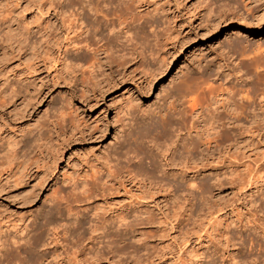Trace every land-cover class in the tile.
Segmentation results:
<instances>
[{
	"label": "rangeland",
	"instance_id": "obj_1",
	"mask_svg": "<svg viewBox=\"0 0 264 264\" xmlns=\"http://www.w3.org/2000/svg\"><path fill=\"white\" fill-rule=\"evenodd\" d=\"M41 2L0 0V59L7 51L6 46H15L14 41L7 40L8 32L15 34L22 31L26 23L35 17L34 8ZM22 9L24 12L21 15ZM135 13L136 47L124 50L121 65L112 70L106 69L110 66L106 63L104 68L109 73L105 83L108 85L103 87L110 90L102 100L97 87L82 91L74 86L79 79L92 84L93 80L87 75L69 69L67 73L53 76L42 72L36 75L38 78L31 77L24 83L32 84L33 92L39 85L49 89L45 99L26 115L18 113L19 110L16 111L18 116L15 110L11 111L12 114H7L8 110L2 112L13 129L26 127V124L28 127L35 121L48 125L57 120L63 125H59V136L53 135L56 141L52 139L40 159H47L43 163H49L50 155L57 148L61 153L42 188L34 185L36 180L33 176L29 179L22 176L17 185L0 191V215H7L16 223H8V228H3V238L15 236L24 241L33 234L34 227L43 225L45 230L41 235L47 239L46 231L50 225L69 223L70 230L59 246L52 243H45L44 247L36 246L39 251L31 256L34 264H45L56 252L63 256V251L74 259L75 264H264V98H260L261 94L264 95V0H143ZM41 35L33 30L27 42L32 45L41 42ZM30 53L27 50L28 58ZM13 59L16 70L27 63L23 56ZM147 82H150L149 88ZM226 96L228 102L234 104L235 112H228L222 107H218L216 112L213 108L223 102L216 104L213 101ZM62 98H66L68 103L63 107V121L56 111ZM191 100L205 114H216L223 118L220 121L227 119L230 125L226 128L220 126L222 135L215 137L212 144L201 145L203 156L194 157V162H185L181 157L185 153L177 148L172 155V164L169 168L167 166L168 172L175 175L155 172L151 177L148 174L150 180L146 179L141 187L123 181L121 175L141 155L138 154L141 148L149 149L156 154V161L162 163V155L168 152L163 147L169 136L173 139L178 133L183 138L192 132V128H188L189 123L194 121L195 124L196 119L188 108ZM74 108L77 109L75 113L72 112ZM74 121L93 130L105 124L106 133L92 141H69L66 147L61 148L58 144L63 137V140L70 138L72 131L69 129ZM79 123L74 126L77 132L79 130L78 136L83 128ZM193 135L194 132L191 133ZM136 152L138 156L134 158ZM177 152H181V156ZM108 162L115 165L118 171L111 173L109 190L104 194L75 203L70 198V184H63L59 193L62 214L56 213L54 204L46 202L44 195L54 194L63 178L80 172L85 176L88 174L86 178L89 179L94 170L106 166ZM182 174L186 181L180 179ZM175 180L182 183L179 184L181 191L175 186L172 188L171 183ZM191 180L195 183L192 184ZM249 180L253 182L249 183ZM156 181L163 183L164 188L158 187ZM21 188H31L36 194L31 203L21 200L22 196L17 194ZM15 192L17 195L13 194ZM148 193H153L152 199L147 197ZM137 196L147 197L140 200L138 206L151 214L149 221L141 224L138 240H132L130 235L121 239L120 235L111 233L104 238L106 245L100 248L97 259L89 258L90 246L95 241H90L93 233L84 231L83 236H75L78 229L72 224L74 218L66 217L63 207L69 206L71 211L81 215L88 211L86 204L93 207L102 201L98 211L110 219L119 212L128 213ZM88 216L83 215L84 226L90 219ZM55 217L58 219L55 220ZM23 223L27 225L23 232L25 235L17 232L18 226ZM243 236L250 240V247L246 244L239 248L238 238ZM228 238H231L229 242ZM121 240L131 243V246L118 251L120 255L112 247V241L119 243ZM230 253H233V259ZM14 254L16 259L12 258L13 263L23 264L18 261L23 260L24 254ZM55 259L58 264H66L62 257ZM2 262L7 263L5 260Z\"/></svg>",
	"mask_w": 264,
	"mask_h": 264
},
{
	"label": "bare ground",
	"instance_id": "obj_2",
	"mask_svg": "<svg viewBox=\"0 0 264 264\" xmlns=\"http://www.w3.org/2000/svg\"><path fill=\"white\" fill-rule=\"evenodd\" d=\"M142 2L143 0H42L40 5L38 4L34 8L36 13L35 17L29 23H26V26H24L22 31L15 34L8 32L6 38L7 40L14 41L15 46H4L5 50L7 49V51L0 59V191L4 189L6 191V188L17 185V181L22 176H25L27 179L33 176L37 183L35 181H33L32 183L34 184L35 182L34 185H38L39 189L42 188L45 180L48 179V176L50 175L49 173H52L55 169L56 161L61 158V153L57 148L58 151L57 149L56 151L54 150V154L49 153L51 154L49 163H43V160L47 159L42 158L43 160H40L41 157H43L42 155L45 153V151H47L48 144L50 145L53 139V135L55 134V136H59V130H57V128L63 127V125L61 126L57 123V120H52L48 125L42 121H35L36 123L34 122V124L32 125L30 124L31 126L29 125L27 127L26 124V127L13 129L14 127L12 126L11 128V125L8 122V117L6 115L4 117L2 113L4 110H8L7 114L13 110H15V113L19 110L18 113L23 112L26 115L30 113V111L36 104H40L41 101H43L46 95L49 93V89L43 88L42 85L36 87V91L33 92L34 86L32 87V84H30L29 82L24 83V81H26V79L28 80L31 77L38 78V76L36 75L41 74L42 72H49L53 76L54 74L58 75V73H67L66 71H68L69 69L71 72H78L80 73V75H87L90 80H93L91 84L89 82H85L84 80L80 81L79 79V82L74 84L75 87H80L82 91H87L90 87L93 86L97 87V90L99 91V99L102 100L103 95L107 92V90H110L109 88L103 87L104 84H107L105 83L106 79L108 78H106V76L107 73H109L106 72V69L112 70V68L121 65L124 55L123 51L127 49L133 50L136 47L137 36L136 33H134V29L136 28L135 9ZM23 12L24 10L22 9L21 15L23 14ZM21 17L22 16H20V18ZM28 24H31V26L28 27ZM33 30H35V33H42L41 37L43 38V41L35 42L34 45L27 42L29 34ZM27 50L31 51L29 58L27 57ZM21 56L25 58L27 63H25L23 66L18 67L16 70L13 67L16 63L15 61H13V58L19 59L21 58ZM8 63L9 67L7 66ZM106 63H108L110 66L105 69L104 67ZM113 82L111 83V85L113 84ZM147 86V88L150 87V82L147 84ZM216 97H218V95ZM260 98H264V95L261 94ZM228 100L229 99L227 96L222 100H220L219 98H215L213 103L219 104L220 101L223 103L213 109L217 112L218 107H222V109L224 108L226 109V111L234 113L236 108L234 107V104L231 101L228 102ZM65 104H68L67 99L62 98L59 101L58 108L56 107V111L59 112L62 121L64 120L63 107H65ZM188 105L189 111H191L192 115L194 114L193 116L196 119L195 124L194 121H191L189 123L190 126L188 128L191 127L192 132L188 131L189 133L186 135L187 137L184 136L185 138L179 136L178 133L175 134V138L173 139L170 138L171 136H169L168 142H166L165 146L163 147L164 151L168 152L162 155V163H158L159 161H156L157 159L154 158L156 154H153V152H151L149 149L141 148L140 151L139 149H137V152L139 151L138 154L141 155L136 158L138 156L136 152V154L133 156L134 158H136V161H134L133 163L131 162V167L129 168L130 165H128L125 174L121 175L123 181L132 183L133 185H140L141 187L144 184V181L146 179L148 180L150 176L152 177L155 172H160L162 175H175V173H169L168 168L170 167L169 165L172 164V155L174 154V151H177V148H180V151L182 149L181 152L185 153L183 155L181 152H179L180 156L182 154L181 157L185 162H188L189 160L194 162V157L203 156L201 145L207 146L212 144L215 137L222 135L223 130L219 129L220 126L226 128V126L230 125V122H228L227 119L226 121H220L223 120V118L220 116H215L216 114L214 115L213 113L209 112V114L206 113V115L205 112L198 109L199 107H197V104L194 100H191ZM19 106L21 108H18ZM76 111V108L72 110V112L74 113ZM15 115H17V113ZM16 118L17 117H15V120ZM74 122L73 124L75 125L72 124L69 129L72 131H70V138L63 140V137L61 142L58 144L61 145V148L66 147L69 144V141L73 142L79 139L81 141H92L98 139L99 137H102L106 133L105 124H102L93 130L90 128V126H83L81 125V123L77 122L81 126H83V128L80 129L81 134L79 133L78 136L77 134L79 130L77 132L75 130L76 127H74L77 123L76 121ZM59 125L61 127H59ZM61 130L63 131V128ZM73 130H75L76 132L73 133ZM193 132L194 135L191 136V133ZM167 136L168 135H166V137ZM53 140L56 141L55 138ZM183 140L186 141L183 142ZM126 153L128 155V152ZM123 154L126 155L125 153ZM127 155L125 157H127ZM44 157L46 158V156ZM85 164H87V162L84 163V165ZM107 165L101 166L97 170H94L93 174L89 175V179H87L88 177L86 178L88 174L85 176V174H80V172L63 178L62 182L60 181V187L55 190L54 194L49 195L47 192L48 196L44 195L46 202H49V204H54V206L56 207V213L60 214L59 206L61 203V198L59 197V193L60 191H62L61 187H63V184H70V198H72V201H74L75 203L77 201H80V203L81 201L86 202L94 198L97 194H104V192H107L106 190H109L108 184L111 181V173H114V171H118L115 165L112 166L109 164V162ZM35 168H38V170H35ZM141 170L143 172H141ZM38 173H40V175ZM148 174L150 176H148ZM179 177L182 180L185 178V175L182 174ZM193 182L194 180H191L192 184ZM252 182L253 181L249 183ZM155 183L158 184V187L162 189L164 188L163 183L159 181H156ZM167 183L166 185L169 184ZM179 184L180 183L175 180L171 183V186L172 188L173 186H175L176 188L180 189V185L182 183L180 185ZM198 184L201 183L199 182ZM198 186L199 185H197V187ZM34 187L35 186H33L32 188ZM8 189H11V187ZM168 191L165 190V192ZM13 194L22 196V199H19H21L25 203L33 201V199H35L34 197L36 196V194L32 192L31 188L29 190H24L21 188V191H19L17 194L16 192ZM152 194L153 193H148L147 197L152 199ZM147 197L137 196L133 204H130L128 213L126 212V214H122V212H119L110 219H108V216V218H106V216H103V213H100L98 211V209L101 208L102 201L95 203V205L93 204V207H90L89 204H86L89 212L84 209L86 212H83L81 215H78V213H74L73 211H71L68 206L69 204H67L68 207L63 208L65 209L66 217L73 216L74 218L72 224H74L75 228L78 229V232L75 236H83L84 231L89 232V234L93 233V237L90 241H95L92 242L93 244L90 246L89 258H91L92 260H96L97 256H99L100 248L106 245V243H104V238L106 236H109L111 233L120 235L121 239L123 236L125 237L126 235H130L132 240H138V237L141 234V224L144 221H149L151 216L149 211L138 206V204L141 203L140 200ZM262 211L264 212V202L262 205ZM85 214L89 215L88 218L90 217V219L86 222L87 226H84L85 222L82 221V219L84 218L83 215ZM6 216L0 215V264L3 263V260H5V262L7 261L6 264H18L13 263L14 261H12V258H15L14 253H16L17 255H20V253L24 254L23 260L20 259L18 262H21L23 264H34L31 256L33 255V252L39 251L38 249H36V246H43L45 245V243H52L53 246H59L61 244V239H63V237H65L64 235L67 234V232L70 230L69 223L66 224L62 222L58 226H54V224L52 226L50 225L51 227L49 226L46 231L47 239H45L42 238L41 235V233L45 229L43 228V225H40L33 228V234L28 237L27 240L22 241L21 239L15 238V236L10 237L9 239H5L3 238V235H5V231H3V228L7 229L8 223H15V221H11L12 219L7 218ZM79 216L81 217L79 218ZM57 217H55L54 219L56 220ZM14 225H16V223ZM26 227L27 225H24V223L23 225L20 224L17 228V232H20L19 234L23 235ZM11 230L9 233H11ZM262 231H264V228ZM239 236H241V234H239ZM262 236L264 237V234H262ZM229 239L231 238H228L227 242H229ZM238 239L240 244L239 248L244 247V245L246 244L247 247L251 246L250 240L247 239V237L243 236L242 238L239 237ZM45 240L48 241L45 242ZM112 243V247L114 248V250H116V252H121L122 250L124 251V249L131 246V243L127 241L123 242L122 240L119 243H115L113 241ZM52 252L53 251H51V253ZM55 254L56 255L53 256L51 255L49 257L50 259L47 260L45 264H58V261L55 259L56 257H62V259H65L66 264H75L74 259L70 257L66 251H63V256H61L62 254L57 255V252ZM230 254L231 259H233V253ZM46 257L44 258L45 260Z\"/></svg>",
	"mask_w": 264,
	"mask_h": 264
}]
</instances>
